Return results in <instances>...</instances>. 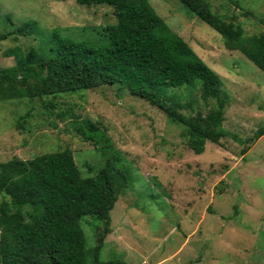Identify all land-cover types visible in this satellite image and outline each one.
Listing matches in <instances>:
<instances>
[{"label":"rangeland","instance_id":"rangeland-1","mask_svg":"<svg viewBox=\"0 0 264 264\" xmlns=\"http://www.w3.org/2000/svg\"><path fill=\"white\" fill-rule=\"evenodd\" d=\"M207 1L214 13L228 16L246 34L264 33V0ZM149 2L222 79L230 97L223 126L232 135L220 144L207 143L197 155L182 126L171 124L161 111L117 84L59 95L53 99L57 107L52 113L40 100L0 102V163L70 149L88 177L118 154L116 169L126 170L127 181L121 180L122 187L117 184L112 233L105 239L101 261L264 264V136L247 142L264 126V73L240 52L226 50L221 36L178 0ZM26 21L35 22L38 32L0 41V68L14 65L13 58L3 56L6 50L47 49L54 29L76 41L105 46L102 28L116 18L110 6L88 7L76 0H0V33ZM185 88L169 91L182 93ZM194 92L190 89L188 95ZM198 96L199 91L194 93L199 100L196 112L206 115L214 102ZM67 109L81 120L105 126L112 151L103 154L74 130L72 118L60 119L57 114ZM27 112L26 131H21L15 123ZM100 226L94 217L81 219L87 251L94 247V230ZM92 263L89 255L87 264Z\"/></svg>","mask_w":264,"mask_h":264},{"label":"trees","instance_id":"trees-1","mask_svg":"<svg viewBox=\"0 0 264 264\" xmlns=\"http://www.w3.org/2000/svg\"><path fill=\"white\" fill-rule=\"evenodd\" d=\"M178 1L221 36L226 50L240 52L264 73V33L246 34L228 16L214 13L207 0ZM76 2L114 9L116 23L102 28L107 44L76 41L54 29L47 49L6 50L3 56L13 58L14 65L0 68V102L40 100L52 113L57 107L53 99L59 95L119 84L161 111L171 124L182 126L189 148L197 155L204 153L207 143L220 144L232 135L223 126L230 97L222 79L171 30L149 0ZM5 19L13 25L9 15ZM37 32L36 23L26 21L0 33V41ZM183 88L182 93L169 91ZM190 89L199 91L198 97L205 103L214 102L206 115L196 112L199 100L195 92L188 95ZM45 98L51 99L45 103ZM57 115L72 118L74 130L103 154L111 150L107 128L100 122L81 120L71 109ZM29 117L30 112L20 116L17 128L26 131L24 123ZM262 136L264 126L247 142ZM119 162L118 154L111 155L88 177L82 175L70 149L0 163V264H87L89 255L92 264H127L121 258L99 259L105 239L112 233L111 211L120 194L117 184L122 187L121 180L127 181L126 170L116 169ZM84 216L101 222L89 251L81 227Z\"/></svg>","mask_w":264,"mask_h":264}]
</instances>
